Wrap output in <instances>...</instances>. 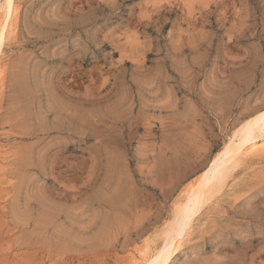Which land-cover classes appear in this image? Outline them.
<instances>
[{
    "label": "rangeland",
    "instance_id": "374dc122",
    "mask_svg": "<svg viewBox=\"0 0 264 264\" xmlns=\"http://www.w3.org/2000/svg\"><path fill=\"white\" fill-rule=\"evenodd\" d=\"M14 2L0 264H142L187 183L264 110V0ZM261 146L153 264H264Z\"/></svg>",
    "mask_w": 264,
    "mask_h": 264
},
{
    "label": "bare ground",
    "instance_id": "6f19581e",
    "mask_svg": "<svg viewBox=\"0 0 264 264\" xmlns=\"http://www.w3.org/2000/svg\"><path fill=\"white\" fill-rule=\"evenodd\" d=\"M16 9L14 0H11L10 4L8 0H2L0 3V53L6 35L12 26ZM263 111L250 122V125L240 134V137L232 138L223 144V148L214 155L207 168L187 183L184 188V200L177 207L180 209L178 210L180 215L175 216L172 229L166 233V241H164V244L162 243L163 245L156 252L147 256L141 262L142 264H153L158 259L167 258L173 253L178 246L177 244L181 242L182 236L193 217L216 191L217 181H221L231 172L242 155L255 152L264 144Z\"/></svg>",
    "mask_w": 264,
    "mask_h": 264
},
{
    "label": "snow or ice",
    "instance_id": "6c2138e0",
    "mask_svg": "<svg viewBox=\"0 0 264 264\" xmlns=\"http://www.w3.org/2000/svg\"><path fill=\"white\" fill-rule=\"evenodd\" d=\"M9 4L11 3V0H8Z\"/></svg>",
    "mask_w": 264,
    "mask_h": 264
}]
</instances>
